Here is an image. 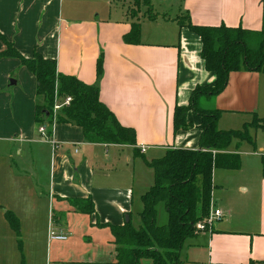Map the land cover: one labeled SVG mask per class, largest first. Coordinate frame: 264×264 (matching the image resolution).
<instances>
[{"label": "crops", "instance_id": "obj_1", "mask_svg": "<svg viewBox=\"0 0 264 264\" xmlns=\"http://www.w3.org/2000/svg\"><path fill=\"white\" fill-rule=\"evenodd\" d=\"M176 1L175 17L152 6L151 17L132 18L116 0H0V35L22 56L37 51L54 58L58 73L87 84L95 82L101 56L99 98L136 138L133 146L92 143L80 127L58 123L53 143L44 140L34 120L35 105L42 103L35 77L18 59L0 58V221L9 209L17 216L25 256L29 245L43 264L113 263L111 229L97 224L122 225L133 212L139 217L141 196L154 180L148 163L170 148H198L201 118L188 112L192 127L174 132L173 110L188 103L196 85H213L215 76L204 69L199 37L178 18L260 30L263 4ZM134 22L140 25L139 43L129 44L123 36ZM4 48L0 39V52ZM212 108L221 111V130L241 129L254 114L263 117L264 73L231 72L205 109ZM249 132L253 145L233 139L226 148L241 156L240 168L213 170L210 204L222 216L210 230L184 241L182 264H264V129ZM76 199H90L93 212H81L71 202ZM51 232L66 238L53 239Z\"/></svg>", "mask_w": 264, "mask_h": 264}, {"label": "trees", "instance_id": "obj_2", "mask_svg": "<svg viewBox=\"0 0 264 264\" xmlns=\"http://www.w3.org/2000/svg\"><path fill=\"white\" fill-rule=\"evenodd\" d=\"M140 0H134L138 4ZM148 7V0H142ZM263 25L260 30L242 27L200 26L188 19L186 27L195 33L201 42L200 57L204 69L213 72V85H196L186 105H176L173 110V131L192 127L187 120L191 112L201 118V129L197 149L170 148L163 156L151 160L153 184L141 196L143 204L139 212L140 225L135 229L130 219L122 225L97 224L111 229L116 244L115 260L111 264H141V259H150L151 264H182L180 250L184 241L193 235L195 224L209 211L212 192V172L214 169L238 170L240 155L228 153L226 148L233 139L254 144L250 128L264 129V116L255 114L249 123L238 130H221L217 122L221 111L198 106L200 96L215 97L228 83L234 71L264 73V0ZM151 17V16H148ZM180 25H184L178 20ZM185 23V22H184ZM140 25L131 23L123 40L129 44L139 43ZM5 45L0 58H16L32 73L36 81L35 93L42 103L34 108L37 124L70 123L82 129L87 142L134 145L135 132L123 126L99 98V80L102 75L101 56L96 62V80L87 84L75 76L58 73L56 60L45 58L34 51L31 57L22 56L0 35ZM70 96L68 105L63 106L54 116L53 105L56 98ZM137 154L134 152V155ZM262 176L264 179V155H261ZM81 212L92 213L90 199L71 201ZM162 202L167 214V222L156 223V205ZM4 218L17 236L21 251L20 223L17 216L4 211Z\"/></svg>", "mask_w": 264, "mask_h": 264}, {"label": "rangeland", "instance_id": "obj_3", "mask_svg": "<svg viewBox=\"0 0 264 264\" xmlns=\"http://www.w3.org/2000/svg\"><path fill=\"white\" fill-rule=\"evenodd\" d=\"M117 2L121 3L125 9H127L128 15L132 18L139 15V13H144L148 16H152V6L157 9L160 13L165 12L166 15H171L172 17H175L178 11V1L176 0H148L149 5L151 9L146 5L142 0L139 1L138 4L134 3V0H116ZM182 23L186 21L184 17L178 18ZM185 22L184 24H186ZM207 96H200L197 100L198 106L200 108H207L209 103H212V97L211 99H207ZM241 157V156H240ZM243 157V155H242ZM10 185H13V182L10 181ZM13 194H16L14 191ZM11 194V195H13ZM139 209V208H138ZM10 210V209H9ZM134 221H136L138 224L140 223V219L137 216V212H133L132 214V224H134ZM167 222V214L164 208V205L162 202H159L156 205V223L157 225H163ZM25 227V224H24ZM137 229V228H135ZM24 232L27 233L24 229ZM194 234V233H193ZM18 239L21 240L22 245V237L21 233ZM27 248V254L25 256V253L22 250L21 251L18 248L17 243V236L10 228L9 224L6 220L0 221V264H43V257H38L40 261H35L34 259V253H31V246L28 245Z\"/></svg>", "mask_w": 264, "mask_h": 264}, {"label": "built area", "instance_id": "obj_4", "mask_svg": "<svg viewBox=\"0 0 264 264\" xmlns=\"http://www.w3.org/2000/svg\"><path fill=\"white\" fill-rule=\"evenodd\" d=\"M70 100H71L70 96L56 98L55 103L53 105L54 116L63 106L68 105ZM53 126L54 123L41 124L38 128V133L40 134V136L48 142H52L51 134H52ZM221 216H222V212L219 209L213 208L210 204L208 214L195 224L193 233H199L205 230H210L212 224L216 222L218 219H220ZM50 236L51 238L58 240H64L66 238V236L63 234H58V233L56 234L53 232L50 233Z\"/></svg>", "mask_w": 264, "mask_h": 264}, {"label": "water", "instance_id": "obj_5", "mask_svg": "<svg viewBox=\"0 0 264 264\" xmlns=\"http://www.w3.org/2000/svg\"><path fill=\"white\" fill-rule=\"evenodd\" d=\"M10 83H14V80H10ZM128 221V218L125 219V222ZM257 264H263V263H257Z\"/></svg>", "mask_w": 264, "mask_h": 264}]
</instances>
